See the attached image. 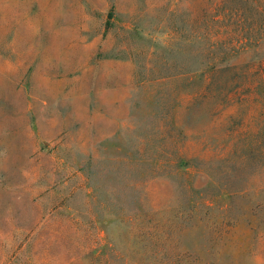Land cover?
I'll use <instances>...</instances> for the list:
<instances>
[{"label":"rangeland","instance_id":"374dc122","mask_svg":"<svg viewBox=\"0 0 264 264\" xmlns=\"http://www.w3.org/2000/svg\"><path fill=\"white\" fill-rule=\"evenodd\" d=\"M262 5L0 0V264H264Z\"/></svg>","mask_w":264,"mask_h":264},{"label":"trees","instance_id":"16d2710c","mask_svg":"<svg viewBox=\"0 0 264 264\" xmlns=\"http://www.w3.org/2000/svg\"><path fill=\"white\" fill-rule=\"evenodd\" d=\"M261 10V14L263 16V21H262V24L261 26L259 27V34L257 37H249L248 41H245V43L239 45L238 47L236 46V48L238 49V53L240 54H249L250 51L254 50H258V49H262V47L264 46V5H262V8L260 9ZM220 58L219 57H215L213 59V61H217L219 60ZM258 65H262L261 62H258ZM228 67V65H222L220 67H218L217 69H220V70H223L224 68Z\"/></svg>","mask_w":264,"mask_h":264}]
</instances>
